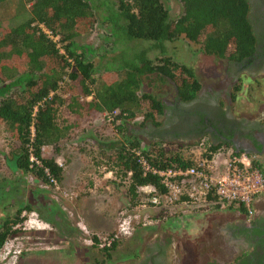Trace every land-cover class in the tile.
<instances>
[{
    "label": "trees",
    "instance_id": "1",
    "mask_svg": "<svg viewBox=\"0 0 264 264\" xmlns=\"http://www.w3.org/2000/svg\"><path fill=\"white\" fill-rule=\"evenodd\" d=\"M24 1L27 8L21 0H0V20L15 3L18 7L13 8L10 18L27 14L13 26H0V123L14 142L11 158L16 168L44 184L61 181L62 167L54 157L44 156L42 148L51 145L57 152L63 134L55 122L56 111L65 105L85 120L103 114L111 117L117 136L103 135L98 128L89 133L98 153L95 165L111 171L118 184H124L130 204L139 202L144 187L151 188L148 195L164 193L159 175L145 170L141 161L149 169L164 170L191 167L193 160L181 154V144L144 143L127 126L137 117H141L139 127L161 124L163 105L155 91L165 81L172 83L179 101L191 100L200 86L193 68L169 55L150 58L145 48L120 47L99 72L87 57L91 50L75 39L91 30L98 22L95 10L103 7L100 22L106 27L110 48L119 42L184 38L197 45L203 55L241 61L254 51L246 1L176 0L179 11L172 17L161 0ZM155 46L162 54L160 45ZM238 88L233 87L231 96ZM216 148L207 141L202 156L209 157ZM225 208H235L246 216L241 204L230 203ZM21 211L20 207L0 222V247L18 233L12 226L22 221ZM256 221L253 217L251 228L238 233L259 237L262 229L254 227ZM98 242L92 237L93 264L119 259L116 239L103 247H98ZM263 259L264 239L259 238L230 264H261Z\"/></svg>",
    "mask_w": 264,
    "mask_h": 264
},
{
    "label": "rangeland",
    "instance_id": "2",
    "mask_svg": "<svg viewBox=\"0 0 264 264\" xmlns=\"http://www.w3.org/2000/svg\"><path fill=\"white\" fill-rule=\"evenodd\" d=\"M21 1L24 3V7L27 8L28 4H26L24 0ZM161 2L170 17L178 13L179 4L176 0H161ZM15 4L11 5L12 7L8 10L7 16H5L6 18L0 20L1 27L13 26L16 22L23 20L27 16V14L23 15V13H21L16 18H10V15L13 13V8L18 7ZM103 9V7H99L95 10L98 22H96L91 30L75 39L77 44L84 45L91 50L87 57L99 68V72L104 70V67L109 61V55L116 53L120 47L131 49L145 48L148 50L147 55L150 58L157 55H169L175 60L193 67L198 80L203 85H212L211 83L214 82L215 79L206 72V69L208 66L214 63L216 64L217 60L210 56L203 55L199 51L197 45L184 38L159 42L139 40L127 41L126 43L119 42L114 47L110 48L107 43L108 35L106 27L100 22ZM155 45H160L163 49L162 54H160V48ZM215 70L218 73L222 72L221 68L218 66ZM237 85H239V88L230 96V102L228 103L231 114L237 118H245L250 115L252 117L264 116V81H258V85H256L245 75H242ZM174 91L172 84L169 81H165L155 91V95L161 102L170 103L175 95ZM219 101L221 105L224 104V100L221 97ZM168 118V115H162L160 122L166 119L168 120ZM85 119L84 117H76V115L66 109L65 105H61L56 111L55 120L56 125L61 129L63 134V137L57 144V152H54V148L51 145L42 148L44 156L54 157L59 161V164L61 163L64 166L69 163L72 167L82 171L77 175L75 181L70 182V185L76 186V189H70V191L72 190L71 192L68 191L67 188L61 187L59 183L48 185L34 180L30 173H22L17 168H14V171H12L13 162L11 151L14 142L9 137L4 125L0 123V217L3 218L6 215H13L18 208L21 207L22 209L20 213L22 221L14 226V228L18 229V233L8 237L0 247V264H93L91 260L93 259L94 248H91L90 251L87 252H81L79 250L78 253H71V248L69 253L66 252L65 248L57 250L56 248L58 247H52L50 244L51 242L45 240L48 236V231L38 230L42 225L40 217H59L60 214L55 212V207L53 206L57 203H68L67 201L74 202L86 198L93 199L96 203L108 201V209L105 208L103 210V216L106 217L105 213L112 212L113 215L115 214L114 217H120L117 223L118 226L116 224L117 227L111 232H108L109 234L98 237L99 240H101L105 236L117 234L119 225L124 220L126 232L120 234V236L116 238L118 246L122 243L124 237L131 235L133 229L140 227V225H145L144 227L158 225L159 217H163L159 219L160 221L165 218L173 219L172 216L175 214L169 213V210L165 212L163 208L150 202L152 194L148 195L151 191L149 187L140 189V200L135 205L128 202L124 191V184H118L117 179H114L107 189L93 187L92 172H96L94 169H96L95 162L98 159V153L95 142L90 138L89 133L94 128H98L103 135L109 137H115L117 134L111 124V117H109L108 114H103L91 121ZM140 120L141 117H137L127 128L135 130L141 141L144 143L159 141L171 145L181 144V154L191 159L200 155L201 147L205 146L207 142L205 136H201L195 140H189L184 137H172L165 134L157 135L155 133L156 128L150 124L145 123L143 126L139 127L137 124ZM98 169L103 171L106 170L103 166H98ZM97 177H101V174ZM82 180L85 185H82L83 183L81 184ZM88 181H91L92 185L89 184L87 186L86 183ZM3 191L6 192L4 196L2 195ZM257 201L258 199L254 204V216H256L257 208L260 204V202ZM6 204L9 206L6 207ZM102 205L104 206H92V210L95 212L97 210L101 211V208L106 207L105 203ZM24 206H27L28 209H24ZM172 207L171 209H173ZM158 211L161 212V214ZM195 211L196 212L192 214H213L236 211L239 217H228V214H226L224 218L214 216L202 217L203 223L198 224L196 222L199 226L198 229L197 226H195L194 230H184L180 237L178 233V237L176 236L177 234L173 237V239H175L172 242H177V245L172 247L171 239H169L166 249L167 263L205 264V262H208V257L214 258V256L219 254L223 255V258L229 261L233 258V255L237 253L238 246L230 241L227 242L225 237L226 226L230 227L235 222L247 221V217L239 213L235 208H225L223 210L204 208ZM121 217H130V221H128L127 218L121 219ZM196 218L197 217H189V219L192 220ZM219 221L220 223H218ZM224 225L225 230H220ZM186 226L188 225L184 224V227ZM154 234H156V232L153 231L149 236ZM169 234L171 235V233ZM157 235L160 236V233ZM123 249L120 248L117 250V254ZM142 251H144V249H142ZM142 254L143 252L141 255ZM136 255L134 262H137L141 258L139 252H137ZM117 263L126 264V261L121 260L114 264ZM127 263H129V261H127Z\"/></svg>",
    "mask_w": 264,
    "mask_h": 264
},
{
    "label": "flooded vegetation",
    "instance_id": "3",
    "mask_svg": "<svg viewBox=\"0 0 264 264\" xmlns=\"http://www.w3.org/2000/svg\"><path fill=\"white\" fill-rule=\"evenodd\" d=\"M245 1L247 4L246 17L254 37V51L251 56L241 61H227L210 56L217 60L216 64L214 63L206 69V72L215 79L211 83L212 85H203L197 78L200 86L191 100L181 102L174 95L170 103L160 101L163 105V116L168 115L169 118L155 127V133L184 137L189 140L205 136L209 143L225 151H241L253 155L264 174V116L252 117L250 115L245 118H237L231 114L228 106L232 89L238 84L242 75H245L256 85H258V81H264V0ZM217 66L221 68V73L215 70ZM220 97L224 100L223 105L220 104ZM254 217L257 220L254 227L262 229V234L259 237L254 233L247 235L238 233L244 228H251L248 221L235 223L232 228L226 227V240L238 246L237 253L229 261L220 254L214 258L208 257L207 261L212 264H230L235 257L248 250L250 245L255 244L259 238L264 239V199L259 213ZM3 218L0 217V222ZM12 228L14 229V226ZM155 250L152 256L148 254L143 259L129 264H168L164 245L158 244Z\"/></svg>",
    "mask_w": 264,
    "mask_h": 264
},
{
    "label": "crops",
    "instance_id": "4",
    "mask_svg": "<svg viewBox=\"0 0 264 264\" xmlns=\"http://www.w3.org/2000/svg\"><path fill=\"white\" fill-rule=\"evenodd\" d=\"M12 162H13L12 171H14V168L16 169V166L14 164L13 159H12ZM56 162L59 164L58 160H56ZM59 165L62 167V178H61V181L59 182V185L61 187L67 188L68 191H70V189H74V188L76 189V186L70 185V182L75 181V179L77 178V175L80 174L82 171L80 169L72 167L71 165H69V163L65 164L64 166L61 163ZM94 171L96 172L95 173L92 172L93 173V177H92L93 187L107 189L108 186L111 185L112 181L115 179L112 172L109 170L103 171V170L98 169V166H96V169H94ZM100 174H101V177H97ZM81 184L85 185L83 180L81 181ZM86 184L87 186L89 184L92 185V182L88 181ZM2 195L3 196L6 195V192L3 191ZM263 199L262 198L258 199L260 204H259V207L257 208V213H259L260 211L259 208L261 207V204L263 203ZM67 202L68 203H61V204L57 203L53 205L55 207V212L60 214L59 217H40V222L42 223V225L38 228V230L48 231L47 233L48 236L45 238V240H48L49 242H51L50 244L52 245V247H58L56 248L57 250L61 248H65L66 252L68 253L70 252V248L72 249L71 253H74V252L78 253L79 250L81 252L90 251V249L92 248L91 247L92 237H96L97 239H99L98 236L109 234L108 232H111L118 226L117 223L120 217H114L115 214L113 215L112 212L105 213L106 217L103 216L104 215L103 210L105 208L108 209L107 208L109 205L108 201L104 202L106 204L105 205L106 207L104 208L100 207L101 211L97 210L96 212L92 210V206H99V205L104 206L102 205L104 204L103 202L96 203L93 199H89V198L79 199L74 202H70V201H67ZM190 206L191 205H188L186 203H179L177 205H174L172 207L173 209L171 208L167 209L169 210V213L175 214L174 216H172L173 219L165 218L162 221H160L159 219L163 217H159L158 225H153L151 227L150 226L144 227L145 225H140V227L133 229L131 235L124 237V239L122 240V243L118 246L117 250H119L120 248L121 249L125 248L119 252V256H118L119 259H116L114 257L111 260V262L110 263L108 262L107 264H114L115 262H119L121 260L126 261V264L134 263L136 256H137L136 255L137 252H139L140 255L143 252V254L141 255L142 259L146 257V255L148 254L152 256L153 252L155 253L156 251L155 249L157 248V245L160 243L164 245L165 252H166L169 239H171L170 241L172 242L175 239V238L173 239V237L177 233L180 234L179 235L180 237L184 230H188V229L194 230L195 226H197V229H198L199 228L198 224L203 223L202 217L214 216V217L224 218L226 217V214H228V217H239L238 216L239 214L237 213L238 214L237 215L236 211L220 212V213H213V214H210V213L192 214V213H195L196 212L195 210H198V209H204V208L211 209L213 208L212 207L213 205L201 206L199 208L190 207ZM213 209L223 210L225 209V207L223 208L218 207V208H213ZM230 209H234V208H230ZM93 212H94V215H93ZM159 213L161 214V212ZM201 214H204V215H201ZM189 217H197V218L192 220V219H189ZM126 218L128 219V221H130V217H126ZM126 218L121 217V219H126ZM218 223H220V221ZM184 224H187L188 226L184 227ZM220 230L222 231L225 230V225L223 228H220ZM153 231L156 232V234L149 236L151 235ZM159 233H160V236L157 235ZM169 233H171V235ZM178 234L176 235L177 237H178ZM177 244H178L177 242L176 243L172 242L171 246L173 247ZM142 249H144V251H142ZM127 261H129V263H127Z\"/></svg>",
    "mask_w": 264,
    "mask_h": 264
},
{
    "label": "built area",
    "instance_id": "5",
    "mask_svg": "<svg viewBox=\"0 0 264 264\" xmlns=\"http://www.w3.org/2000/svg\"><path fill=\"white\" fill-rule=\"evenodd\" d=\"M204 149L205 146L201 147L200 155L192 159L194 165L185 169H149L142 160L144 169L159 175L165 189L162 194H152L150 202L165 211L179 203L198 208L214 204L223 208L230 203H237L245 207L249 222L255 214V201L264 198V174L253 155L217 148L206 157L202 156ZM125 232L123 220L117 234L105 236L97 246H107Z\"/></svg>",
    "mask_w": 264,
    "mask_h": 264
},
{
    "label": "water",
    "instance_id": "6",
    "mask_svg": "<svg viewBox=\"0 0 264 264\" xmlns=\"http://www.w3.org/2000/svg\"><path fill=\"white\" fill-rule=\"evenodd\" d=\"M261 264H264V259H263V261H262V263Z\"/></svg>",
    "mask_w": 264,
    "mask_h": 264
}]
</instances>
